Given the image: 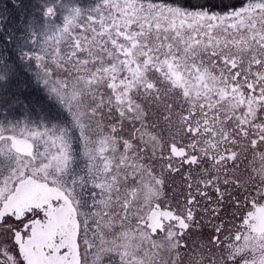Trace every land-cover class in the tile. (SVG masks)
<instances>
[{
  "label": "snow or ice",
  "instance_id": "snow-or-ice-1",
  "mask_svg": "<svg viewBox=\"0 0 264 264\" xmlns=\"http://www.w3.org/2000/svg\"><path fill=\"white\" fill-rule=\"evenodd\" d=\"M0 264H264V0H0Z\"/></svg>",
  "mask_w": 264,
  "mask_h": 264
}]
</instances>
